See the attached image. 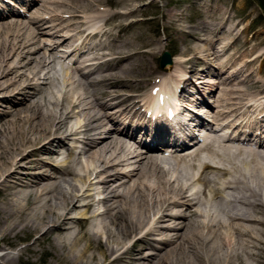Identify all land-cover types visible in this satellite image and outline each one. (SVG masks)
I'll list each match as a JSON object with an SVG mask.
<instances>
[{
	"label": "bare ground",
	"instance_id": "obj_1",
	"mask_svg": "<svg viewBox=\"0 0 264 264\" xmlns=\"http://www.w3.org/2000/svg\"><path fill=\"white\" fill-rule=\"evenodd\" d=\"M16 1L28 0H6L17 8ZM39 1L33 7V1L24 4L30 15L26 19L12 17L17 11L7 6L3 10L5 5L0 3V99L21 106L0 119V251L2 242L33 240L20 252L18 261L26 252L37 256L43 251L53 252L57 263L65 264H155L150 260L141 263L137 251L143 248L122 245V236L136 231L142 235L133 242L151 248L155 243L166 245L165 254L153 258L157 264H194L196 252L204 247L192 242L190 236L205 234L212 241L206 247L224 251L217 259L220 264H238L241 253H228L234 251L253 259L249 247L257 252L261 249L258 243L264 244L255 238L260 232L257 226L264 227L259 215L264 214V206L257 198L264 195L255 194L250 187L255 184L264 190V88L247 104L242 98L247 87L219 90L216 97L218 82L209 75L226 78L229 83L238 78L235 71L224 75L227 66H215L206 58L211 50L216 53L212 54L214 60L220 58L219 51L211 47L218 39L210 44V51L203 50L204 69L195 72L191 67V76L196 73L201 77L198 88L192 87L191 76L171 84L176 78L162 72L151 81L153 70L147 61L142 63V52L128 41L117 45V37L105 29L117 16L131 17L134 8L113 13L100 7L108 0H92L85 10L71 4L76 0ZM44 36L50 40H42ZM57 49L61 54H56ZM151 52L147 50L143 56L150 57ZM69 58H73L71 63H66ZM176 63L173 59L168 71L180 66ZM54 68L60 78L51 76ZM129 71L137 75L129 78ZM146 79L152 86L142 98L133 90ZM204 96L214 102L217 98L218 105H209ZM188 106L201 109L204 116L194 110V114L186 113ZM148 107L152 108L150 118H155L153 125L160 128L150 132L145 121H140ZM164 113L169 115L166 119ZM193 124L203 128V135L213 137L194 146L192 152L171 153L173 156L164 160L179 166L161 170L163 147L174 142L172 148L178 149L176 134H182V144L189 141L192 131L199 135ZM36 132L42 133L39 137L48 135L49 140L27 153L28 144L34 143L30 136ZM114 135L118 138L113 139ZM67 141L81 145L78 153ZM54 144L68 145L61 164L51 163L63 155L51 148ZM77 154L94 164L82 160L80 166L71 165ZM130 163L136 166L126 167ZM121 167L128 170L120 171ZM127 178L131 180L127 182ZM239 184L249 185V192L232 198L227 191H237ZM216 200L225 204L221 210L213 204ZM149 206L155 209V219L147 228ZM169 221L174 227L162 229L161 224ZM161 229L175 234L164 238ZM246 239L256 240L251 245ZM6 254H0V263L13 264Z\"/></svg>",
	"mask_w": 264,
	"mask_h": 264
},
{
	"label": "rangeland",
	"instance_id": "obj_2",
	"mask_svg": "<svg viewBox=\"0 0 264 264\" xmlns=\"http://www.w3.org/2000/svg\"><path fill=\"white\" fill-rule=\"evenodd\" d=\"M32 6H37L40 4V1L38 3V0H32ZM54 1V0H49ZM57 2H63L65 0H56ZM92 0H76L73 1L71 4L73 6H76L78 9H87L91 5ZM0 3L5 5L3 7L4 10L7 9V7L12 9V5H8L6 3V0H0ZM262 3V4H261ZM103 5V6H102ZM100 5L102 8L109 9L113 13H117L119 11L125 10L127 8H134L133 15L127 19L121 18L119 16L115 17V19L110 20L108 25L105 26V29L109 33H113L118 41L116 42L117 45H121L122 43L129 42V45L133 47L135 50L142 52L141 54L146 55L144 53L145 51H151L150 57L143 56L142 55V63L144 61H147L151 69L153 70L149 74V80L156 79L157 77H161V73H169L173 75V78H176L175 80H172L170 83L177 82V79L186 78L187 76H191V67L192 70L195 69V72L200 71L201 69H204L202 59L205 58V52L203 50L210 51V44L218 39V42L214 45H211V47L214 49H217L219 52L217 55L220 56L218 60H214L212 54L214 53L213 50L210 51V56L206 57L209 61H212V64L215 66H227L228 70L224 73V75L230 74L232 71L237 72L238 78L232 83H229V80H226V78L220 79L218 75H209L213 76L215 80H217V87L219 89L217 90L216 97L220 95L219 90H237V89H245L247 87L248 91L246 95H243L242 98L244 99V104H247L248 102L253 101L255 98V93L259 89L264 88V0H108L106 5L103 3ZM7 6V7H6ZM27 6H25L26 8ZM18 11L21 14H25L27 17H20L18 13H15L16 15H11L15 18H21L26 19L30 15L25 12V8L21 4H17ZM15 12V9H13ZM69 13V12H68ZM85 15V14H82ZM5 18V17H3ZM132 23V25H129V23ZM50 40L47 36H44L42 40ZM194 38H204V43H197ZM103 41V39H101ZM109 40V39H108ZM101 41V42H102ZM103 43V42H102ZM106 43V42H104ZM214 49V50H215ZM169 52L172 55V62L173 59H177V64H180L179 67L176 68L174 71L173 68L166 67L165 70H162L159 66V59L161 55L165 52ZM61 54L60 49L56 50V54ZM194 57V58H193ZM73 58H69L66 60V63L70 62ZM206 60V59H205ZM71 63V62H70ZM14 63H11L12 66ZM195 65V66H194ZM171 66V65H170ZM216 70V67L214 68ZM141 70V68H140ZM194 71V70H193ZM23 72V71H21ZM219 71H217L218 73ZM212 73H215L214 70ZM60 72H57V69L54 68L51 71L52 77H59L60 78ZM129 78H134L137 73H130L128 72ZM168 74V75H169ZM235 74V73H234ZM124 76V74H122ZM234 77V76H233ZM198 78H201L200 76L196 75L192 77L191 76V85L192 87L195 86V88H198ZM259 79V81H255L256 79ZM147 80V79H146ZM253 80V81H252ZM151 81L147 82L142 86L140 85L137 90H133V93L140 94L143 97L146 96V93H148L149 88L152 86ZM182 82V81H181ZM221 82V83H220ZM223 82V85H222ZM22 83V82H21ZM181 87L182 84L180 83ZM215 86V85H214ZM162 87V86H161ZM160 87V88H161ZM181 87H179L181 89ZM10 89L15 88V86H10ZM190 90V85L186 88V91L188 92ZM201 90V88H199ZM183 91V90H179ZM56 92V91H55ZM3 93V92H2ZM5 93V91H4ZM240 93V92H239ZM262 95V93L260 94ZM264 95V94H263ZM262 95V96H263ZM58 97V94H57ZM253 98V99H252ZM19 99L21 101H24L23 97L20 96ZM209 102V105L216 106L218 105L215 99V102L211 98L206 99ZM19 108L21 106L16 105L15 103L9 102L7 99H0V119L3 118V116H6L10 113V111L13 110V108ZM194 106H188V109L185 110L186 113L194 114L192 110L197 111L199 116H202V110L195 109ZM207 109V108H204ZM246 110V109H244ZM243 109H241L238 113H241ZM10 115V114H9ZM143 116V113H142ZM204 116V115H203ZM246 116V113H243V117ZM82 120L83 118L74 119L72 121V124H76L78 121ZM137 119V118H136ZM142 121H145V128L148 130L147 132H150L152 129H154L155 125H152L153 122H148L147 120L142 118ZM140 122V123H141ZM135 123V122H133ZM138 123V122H137ZM208 123V122H207ZM210 124V121H209ZM110 125L107 124L106 129H109ZM226 130L221 133L225 134ZM42 133L38 134L37 132L34 135H31V142L29 143L27 148V153L31 151L32 149L38 148L43 142L49 140L48 135H45L43 137H39ZM80 137V136H78ZM213 137V136H209ZM39 138V139H38ZM113 139L118 138V135L112 136ZM38 139V140H37ZM81 139V138H80ZM37 140V141H36ZM67 144L71 147H75L74 150L76 153H78V150L81 145L79 143H73L71 141H67ZM64 145L62 148L59 144H54L51 148L55 150L57 153L63 154L60 156H56L51 163L55 164H61L65 157L64 155L68 152V145ZM79 144V145H77ZM133 144V142L131 143ZM36 145V146H33ZM79 146V147H77ZM25 151V152H26ZM125 155L129 154L128 149H124ZM161 157V170H166L167 167L170 169L174 166H179L178 163H169L167 164L168 160H164L163 155L160 154ZM173 156V155H172ZM74 160L71 162V165L74 166H80L82 163L79 164V162L83 163L84 161L88 160L87 157H83L81 155L71 159ZM79 161V162H78ZM89 161V160H88ZM27 162H23L25 165ZM89 164H94L93 161H89ZM100 163L96 162V165H99ZM131 165L126 166L134 168L136 165L133 163H130ZM23 166V165H22ZM52 166L48 167L47 170L49 172H52ZM179 168V167H176ZM25 169V168H24ZM125 167L119 168L120 171L126 172ZM128 170V169H127ZM47 171V172H48ZM146 169H144V172ZM35 172V171H33ZM32 172V173H33ZM172 172V171H171ZM31 173V174H32ZM239 175V174H238ZM182 176V175H180ZM171 178V177H170ZM133 179V178H132ZM127 182L131 179L127 178L125 179ZM264 185V182L262 183ZM251 188L255 189V194L262 193L264 195V190L257 188L255 184L250 185ZM205 188V186H204ZM203 188V189H204ZM249 185H242L239 184L237 191L228 190L227 193L232 198H234V195H238L239 192H244L245 194H248ZM68 190V188H67ZM119 191L117 195H121ZM198 197H200L199 193L196 194ZM256 199V197H254ZM259 201L261 205L264 206V197L258 196ZM96 199V198H95ZM261 200V201H260ZM217 200L213 202L215 204V207L217 210H221L224 207V203L217 204ZM205 209V208H204ZM209 209V207H208ZM155 210V209H154ZM153 210L152 206H149V210H147L149 217L147 221L145 222L148 228V225H152L153 218L155 219V216L152 215L155 212ZM177 212V209L174 210ZM151 215V216H150ZM264 221V214H259ZM164 224H161V226H164L162 229L167 228L165 226H171L174 227V223L163 222ZM189 223V222H186ZM260 232L255 235V238L258 240H261L264 242V227L257 226ZM160 232H163L165 236L164 238L172 237L174 231H164L162 230ZM139 232L134 231L133 234L129 236L124 235L122 236V245L126 244L128 247H134V249L143 250L137 251V257L142 258L141 263H148L154 262L157 264V262L153 259L155 258L159 253L160 255L165 254V247L166 245L163 243H155L153 248L149 246H145L143 242H138L139 237H141L142 234H138ZM141 233V232H140ZM201 234V231L199 232ZM206 235V234H205ZM199 236H190V239L194 243L202 244L204 248L200 249L197 253V257L194 259V264H220L217 259L222 258L223 256V250L219 249L217 252L211 251L210 247H206L207 245H210L212 243L211 240H209V237ZM39 236V235H37ZM35 236V237H37ZM137 239L136 242H133V240ZM256 239H246L249 241H252L248 244H253ZM33 240H26V241H17V243H10L6 244L5 242H2L1 247L3 250L0 251V254H6L8 259H12L13 264H65V262H59L53 258L54 253H45L42 254L39 253L37 256H33L31 253L26 252L25 255L21 260H17V257L19 256L20 252L25 249V247L31 243ZM237 241V237H236ZM242 243V241H241ZM17 244V245H16ZM36 246L37 243L35 244ZM47 246V244L43 245ZM258 246L261 248L257 252H254L249 247V252L252 253L254 256L253 259H249L245 253L241 251H234L228 252L230 254H240L241 258L237 261L238 264H245V262L248 261L251 264H264V244L258 243ZM40 249V248H39ZM256 253V254H253ZM15 258V259H13ZM152 258V259H151ZM7 259V260H8ZM17 262H16V261ZM0 264H7V262H2ZM107 264V263H103ZM119 264V263H114Z\"/></svg>",
	"mask_w": 264,
	"mask_h": 264
},
{
	"label": "water",
	"instance_id": "obj_3",
	"mask_svg": "<svg viewBox=\"0 0 264 264\" xmlns=\"http://www.w3.org/2000/svg\"><path fill=\"white\" fill-rule=\"evenodd\" d=\"M170 65H172L171 56L167 51H165L160 57L159 66L161 69H165L166 67Z\"/></svg>",
	"mask_w": 264,
	"mask_h": 264
},
{
	"label": "trees",
	"instance_id": "obj_4",
	"mask_svg": "<svg viewBox=\"0 0 264 264\" xmlns=\"http://www.w3.org/2000/svg\"><path fill=\"white\" fill-rule=\"evenodd\" d=\"M262 4V3H261Z\"/></svg>",
	"mask_w": 264,
	"mask_h": 264
}]
</instances>
